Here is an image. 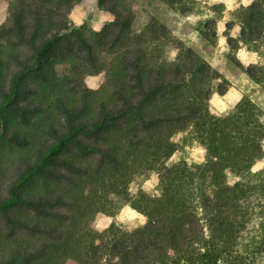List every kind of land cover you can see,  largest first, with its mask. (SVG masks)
Here are the masks:
<instances>
[{"label": "trees", "instance_id": "16d2710c", "mask_svg": "<svg viewBox=\"0 0 264 264\" xmlns=\"http://www.w3.org/2000/svg\"><path fill=\"white\" fill-rule=\"evenodd\" d=\"M82 1L0 0V146L33 143L17 132L45 109L36 99L57 115L0 196V264H264V168L251 171L264 156V109L243 96L213 114L212 94L230 82L195 47L154 16L136 31L134 0H97L113 14L98 31L70 24ZM161 1L183 16L199 4ZM214 8L197 23L213 43L223 5ZM225 26L231 52L264 54V0L241 2ZM243 68L264 85L263 64ZM97 73L104 82L87 86ZM180 132L206 149L203 163L169 162ZM152 173L161 195H130ZM117 198L146 222L98 231L95 219L113 215Z\"/></svg>", "mask_w": 264, "mask_h": 264}, {"label": "rangeland", "instance_id": "374dc122", "mask_svg": "<svg viewBox=\"0 0 264 264\" xmlns=\"http://www.w3.org/2000/svg\"><path fill=\"white\" fill-rule=\"evenodd\" d=\"M135 1V20L133 28L136 31L141 30L152 16L159 19L165 24L178 39L186 44L195 47L209 62L230 82L229 89L220 94L214 92L209 101V107L213 114L217 116H225L229 114L243 96H248L260 107L264 109V85L255 82L248 76L243 67L249 64L261 63L264 65V54L257 51L249 50L246 47L239 48L236 52H231L227 45V34L225 33L226 21L230 17L231 11L243 2V0H235L230 9L227 5L218 0H197L199 4L197 10L190 14L203 15L198 20H188L180 17L188 15H179L169 9L161 0H134ZM223 5L221 17L218 18L215 25L217 33L216 41L213 43L199 35L197 23L201 19H205L216 15L215 5ZM103 11V10H101ZM100 9L97 6V0H83L69 14V23L74 25L82 24L78 18H82V22H86L95 30H100L104 24L97 20V14ZM113 15V14H112ZM6 19L5 10H0V26ZM77 20V21H76ZM79 22V23H78ZM110 22V21H109ZM240 27L235 25L230 35L236 36ZM264 51V47L262 49ZM177 54V49L171 47L168 50V56L173 59ZM66 65L58 66L59 72H63ZM64 69V70H63ZM105 74H89L84 78L85 83L89 87H95L104 82ZM45 108L40 115H37L33 123L25 126V130H19L20 136L29 134L31 141L28 146L19 147L15 144L4 143L0 146V196L5 194L6 188L10 181L14 179L18 168L22 162L29 156L33 155L34 150L39 146L40 141L48 137V127L56 125V110L51 106L48 98L36 99ZM187 132H180L173 137V141L179 144V149L171 156L169 162L186 160L189 163H203L206 157V149L194 140H186ZM264 168V156L258 159L252 166L251 171L256 172ZM3 173V174H2ZM238 177L232 173L228 174L227 181L233 184ZM130 195L135 196L140 191H144L151 197L161 195V188L158 184L157 177L154 173L150 175H140L135 178L128 187ZM115 221L123 227H139L146 222V217L134 209L130 202L117 198L113 215L99 214L95 219L94 226L100 232L107 229L110 224ZM1 250V247H0ZM1 253V251H0Z\"/></svg>", "mask_w": 264, "mask_h": 264}, {"label": "crops", "instance_id": "0c3cea01", "mask_svg": "<svg viewBox=\"0 0 264 264\" xmlns=\"http://www.w3.org/2000/svg\"><path fill=\"white\" fill-rule=\"evenodd\" d=\"M218 1L225 3L227 5L228 9H230L232 7L233 3L235 2V0H218ZM97 6H98V4H97ZM98 9H99V7H98ZM202 16L203 15H201V13H199V14H190V15H188L186 17H180V18L182 20H183V18H186L188 20H191V21L194 20L195 21V20H198L199 18H201ZM97 17H98L97 20L101 21L103 24L105 22H109V21H111L113 19V15L110 12L101 11V10H100V13L97 14ZM78 19H79V21L81 23H83L82 22V20H83L82 18H78Z\"/></svg>", "mask_w": 264, "mask_h": 264}, {"label": "clouds", "instance_id": "9594fccd", "mask_svg": "<svg viewBox=\"0 0 264 264\" xmlns=\"http://www.w3.org/2000/svg\"><path fill=\"white\" fill-rule=\"evenodd\" d=\"M243 2L247 4V3H250L251 0H243Z\"/></svg>", "mask_w": 264, "mask_h": 264}]
</instances>
